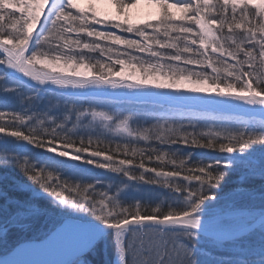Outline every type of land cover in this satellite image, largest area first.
<instances>
[{"label":"snow or ice","instance_id":"snow-or-ice-1","mask_svg":"<svg viewBox=\"0 0 264 264\" xmlns=\"http://www.w3.org/2000/svg\"><path fill=\"white\" fill-rule=\"evenodd\" d=\"M0 145V264H264V0H0Z\"/></svg>","mask_w":264,"mask_h":264},{"label":"rangeland","instance_id":"rangeland-1","mask_svg":"<svg viewBox=\"0 0 264 264\" xmlns=\"http://www.w3.org/2000/svg\"><path fill=\"white\" fill-rule=\"evenodd\" d=\"M81 6H86V3L82 2ZM98 7H100L102 11H111V8L107 5H98ZM154 12H155V9L152 6L143 5L140 10H138L137 12H134L133 22L134 23H144L145 21H148V20H154L155 19ZM153 91H156V90L153 89ZM164 91H170V90H164ZM89 96L90 97L99 96L96 98H99L102 100V102L99 105L100 107L107 108L113 111H120L123 113L153 110L157 108L159 104L161 103H164V104L170 103V101H162L155 96L129 97L127 95L120 97V98L116 97V99L113 102H103L104 98L112 97V92H109V91L92 92V94H90ZM54 98H57L63 101L64 96L61 94H57ZM174 103H180V104H183L184 106H198L194 104L193 102L177 101ZM156 110H159V109H156ZM0 150H3L2 145H0ZM163 191L164 190H158L159 192L158 195L153 197V199L155 200L158 198L161 200L166 199L167 193H163Z\"/></svg>","mask_w":264,"mask_h":264},{"label":"trees","instance_id":"trees-1","mask_svg":"<svg viewBox=\"0 0 264 264\" xmlns=\"http://www.w3.org/2000/svg\"><path fill=\"white\" fill-rule=\"evenodd\" d=\"M4 176H7L8 178L7 183L9 185H11V183L13 182V179L20 180V181H23L24 179L19 173L13 171L12 169H8L6 172L5 169L2 166H0V177H4ZM3 183L4 181L0 180V186H2ZM163 193H166V191H163ZM24 195L26 197H30V193H25ZM160 200L161 199L159 198L156 200L153 199V203H158ZM34 203H36V205L40 208H45V207L50 208L51 207V205L48 204V202L43 199H36ZM44 219H45L44 217H40L37 219L35 223V228L37 230L39 229L43 230L44 225H45ZM28 235H31V233H29ZM3 254H4L3 250L0 249V255H3ZM83 259L87 261V264H116L117 262L116 255H115L114 249L111 246L110 238H108L107 240L104 238L99 240L94 250L89 253H86Z\"/></svg>","mask_w":264,"mask_h":264},{"label":"bare ground","instance_id":"bare-ground-1","mask_svg":"<svg viewBox=\"0 0 264 264\" xmlns=\"http://www.w3.org/2000/svg\"><path fill=\"white\" fill-rule=\"evenodd\" d=\"M141 13V12H140ZM139 13V14H140ZM141 15V14H140ZM86 95H90V94H92V92H90V93H85ZM114 94L112 93V96H113ZM123 96H126V95H119V96H117L118 98H120V97H123ZM194 104H196V105H198V106H201V107H203L204 105H199V104H197L196 102H193ZM37 256H39V257H41V258H48L47 256H45L44 254H40V255H37Z\"/></svg>","mask_w":264,"mask_h":264},{"label":"water","instance_id":"water-1","mask_svg":"<svg viewBox=\"0 0 264 264\" xmlns=\"http://www.w3.org/2000/svg\"><path fill=\"white\" fill-rule=\"evenodd\" d=\"M32 258H35V259H44V258H41V257H39V256H34V257H32ZM46 259V258H45Z\"/></svg>","mask_w":264,"mask_h":264}]
</instances>
